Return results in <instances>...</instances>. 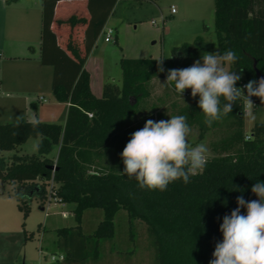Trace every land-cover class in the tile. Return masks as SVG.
Returning a JSON list of instances; mask_svg holds the SVG:
<instances>
[{
	"label": "trees",
	"instance_id": "trees-1",
	"mask_svg": "<svg viewBox=\"0 0 264 264\" xmlns=\"http://www.w3.org/2000/svg\"><path fill=\"white\" fill-rule=\"evenodd\" d=\"M58 1L43 0L40 60L53 67L55 99L69 104L66 121L20 118L0 124V153L18 152L30 138L39 139L37 153H16L9 160L0 156V181L32 184L42 204L53 181L55 196L64 204H73L76 226L57 230L58 246L66 251V260L97 259L102 243L115 237V218L124 209L132 239L135 222L145 223L156 264H209L215 244L223 239L219 226L224 215L237 207V196L257 199L251 187L264 182V120L247 133L243 100L211 127L204 124L198 101L181 107L178 115L187 116L189 125H199L201 139L213 129H220L222 135L212 143L214 155L202 174L191 177L188 184L182 180L171 183L163 192L141 190L134 178L122 176L120 154L131 133L147 120L170 119L165 111H142L151 95V80H166L168 69L189 67L204 53L223 54L232 49L239 57L230 66L241 76L237 86L259 79L257 71L264 75V0H214L215 48L197 36L192 42L174 46L169 57L122 58L121 86L106 82L100 97L91 89L85 64L117 0H87L88 17L74 13L55 20ZM54 22L69 28L64 41H59L52 29ZM160 59L165 72L158 71ZM190 93L186 90L183 95ZM252 98L256 113L261 101ZM174 114L172 111L170 116ZM33 121H38L36 127ZM55 146H59L57 157H49ZM36 180L41 182L39 186ZM18 202L26 219L30 205ZM90 208L102 209L103 217L91 234H85L81 223Z\"/></svg>",
	"mask_w": 264,
	"mask_h": 264
},
{
	"label": "rangeland",
	"instance_id": "rangeland-1",
	"mask_svg": "<svg viewBox=\"0 0 264 264\" xmlns=\"http://www.w3.org/2000/svg\"><path fill=\"white\" fill-rule=\"evenodd\" d=\"M172 3L177 10L175 15L171 13ZM153 20L157 25L152 24ZM105 26L115 30L114 41L105 42V33L102 32L93 58L89 62V69L93 74L92 88L95 93L100 91L101 79L105 83L114 82L121 86L122 58L169 57L174 46L192 42L197 36H203L210 43L211 48L217 46L214 0H159L156 3L145 0H122L116 5L114 13ZM165 81L163 77L151 80L149 85L151 95L146 99V104L143 103L142 111H165L170 117L172 111H175L174 115H178L181 107L198 101L199 97L193 98L191 93L181 98L170 86L161 85ZM43 98L45 101L36 104L39 108L44 107L45 119L42 121L64 124L67 117L66 105L55 102L52 93H44ZM30 107L31 112L35 114L33 106ZM250 112L254 114L255 119L245 116L247 133L256 122L264 120V104L261 102L258 104L256 113L253 109ZM29 118L36 120L35 115ZM189 126L193 130L188 137L189 142L193 146L201 142L205 143L209 148L208 158L212 157L214 155L212 143L222 135L221 130H210L201 139L199 125ZM38 140V138H30L24 146V153H37ZM14 153L5 152V159L9 160ZM55 155L56 147L50 152V156ZM27 185L10 186L0 181V194H4L0 197L5 201L3 209L7 215L5 221L10 227L8 233H0V264H70L71 261L68 259L52 260L51 257L55 255L58 259L61 254L66 255V251L58 246L57 230L76 226L77 222L72 212L73 204L62 206L61 203H55L47 210L41 203L37 189L32 184L25 187ZM35 185L39 186L40 182L37 181ZM18 201H27L30 205L31 211L26 219L18 208ZM92 213H99L101 217L91 216ZM102 217V209H88L82 224L83 232L91 234ZM23 223L25 227L22 226ZM115 227V237L102 243L97 259L75 261L79 264H156L155 250L144 222L140 220L135 222V239H132L127 212L122 209L116 215ZM31 234H33L32 238ZM111 249L115 251L114 254L111 253Z\"/></svg>",
	"mask_w": 264,
	"mask_h": 264
},
{
	"label": "clouds",
	"instance_id": "clouds-1",
	"mask_svg": "<svg viewBox=\"0 0 264 264\" xmlns=\"http://www.w3.org/2000/svg\"><path fill=\"white\" fill-rule=\"evenodd\" d=\"M238 59L232 49L223 54L204 53L189 67L168 69L161 85L174 86L181 98L189 89L193 98L198 96V107L208 127L232 112L238 100L245 104L244 115L255 119L248 109L255 106L252 97L264 104V77L237 87L241 76L230 66ZM162 60H157L159 72H165ZM37 125L38 121H33V126ZM192 131L185 115L147 120L131 133L120 154L124 168L119 173L134 178L141 190L148 191H166L169 184L180 180L190 183L191 177L205 170L209 153L205 143L193 146L189 142ZM251 192L257 199L237 196V207L224 215L219 226L223 239L215 244L209 264H264V182L257 181ZM242 209L246 211L242 213Z\"/></svg>",
	"mask_w": 264,
	"mask_h": 264
},
{
	"label": "crops",
	"instance_id": "crops-1",
	"mask_svg": "<svg viewBox=\"0 0 264 264\" xmlns=\"http://www.w3.org/2000/svg\"><path fill=\"white\" fill-rule=\"evenodd\" d=\"M120 1L122 0H117L115 7ZM145 1L156 3L159 0ZM87 3V0L58 1L55 8V20L66 19L74 13L88 17L89 13L87 9ZM172 5L174 4L172 3L170 7ZM115 7L113 13L115 11ZM42 12L43 0H14L11 2L0 0V124L15 122L20 118L29 120V117L31 115H35L36 120L42 121L43 119H45L43 118L44 107L39 108L36 104L45 101V99L43 98L44 93L53 94L52 81L54 70L50 65H43L40 60ZM175 14H177V10L174 15ZM9 22H11V24H9ZM105 27L106 26H104V28ZM52 29L58 35L59 41H64V37L69 31V28L56 22L53 23ZM80 31L83 34V29H81ZM97 41L85 64V68L90 73V84L92 91L93 74L89 69V62L93 58L95 47H97ZM111 42L112 41L107 43ZM104 84L105 82H103V80L101 79V94L100 91L97 93L93 91L96 96L100 97L102 95ZM32 101H34V103H31ZM55 102L60 105L65 104L66 112L68 111V103H61L56 99ZM30 103L32 105H30ZM30 106H33L32 108L34 109L35 114L31 112ZM26 143L22 145L18 152L12 151L15 152L12 156H14L16 153L18 155L26 154L24 153V146H26ZM55 147L56 155L50 156L49 154V157H57L59 146ZM5 152L7 151L1 152L0 156L5 158ZM37 181L39 180H36L34 183H36ZM8 185L12 186V184ZM28 185L25 187H28ZM0 196H4V194L2 193L0 194ZM1 198L3 197H0V233H8L10 227L9 223H6L5 221L7 215L5 213V209H3L5 207V201H3V199ZM86 212L84 213L81 224H83V221L85 220ZM94 215L101 217L99 216V213H92L91 216ZM74 251L75 253H77L76 250ZM111 253L114 254L112 250ZM70 261V264L78 263L77 261H75V259H71Z\"/></svg>",
	"mask_w": 264,
	"mask_h": 264
},
{
	"label": "built area",
	"instance_id": "built-area-1",
	"mask_svg": "<svg viewBox=\"0 0 264 264\" xmlns=\"http://www.w3.org/2000/svg\"><path fill=\"white\" fill-rule=\"evenodd\" d=\"M170 8H171V13H173V14L176 13V7H175V5H172ZM152 24L153 25H157V22L155 20H153L152 21ZM114 32H115V30L113 28H110V27H105L103 29V33H105V41L106 42L114 41V38H113V33ZM245 84L246 83L242 82L237 87H243V85H245ZM251 99L253 101V98H251ZM253 103H254V101H253ZM244 108H245V104H244ZM252 109H253V107H250L248 110L251 111ZM53 186H54V182L51 181L50 186L48 187V193H47V197L45 199V203L43 204L47 208V210H49L51 204L61 203L62 206L65 205L52 192V187ZM51 259L52 260H65V255L64 254H61L58 259H57V257L55 255H52Z\"/></svg>",
	"mask_w": 264,
	"mask_h": 264
},
{
	"label": "water",
	"instance_id": "water-1",
	"mask_svg": "<svg viewBox=\"0 0 264 264\" xmlns=\"http://www.w3.org/2000/svg\"><path fill=\"white\" fill-rule=\"evenodd\" d=\"M257 75H258V78L260 77H264V75H262L260 72L257 71Z\"/></svg>",
	"mask_w": 264,
	"mask_h": 264
}]
</instances>
